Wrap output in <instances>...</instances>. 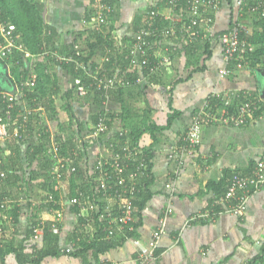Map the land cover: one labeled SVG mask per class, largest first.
<instances>
[{
    "label": "crops",
    "instance_id": "obj_1",
    "mask_svg": "<svg viewBox=\"0 0 264 264\" xmlns=\"http://www.w3.org/2000/svg\"><path fill=\"white\" fill-rule=\"evenodd\" d=\"M41 1L44 4L42 15L45 23L55 29L56 46L73 43L76 36L86 29L80 21L89 9V0ZM110 2L112 14L107 22L113 33V43H129L131 37H134V28L138 26V31L146 18V25L158 32H153L147 38L150 42L148 59L155 65H152L150 73L143 72L147 64L131 65V56L127 52L126 57L131 66L128 65L127 69L134 68L137 80L131 86L133 89L128 92L132 93L131 96L121 99L127 101L128 98L132 106L137 108L133 107V115L150 111V118L156 125L165 126L168 114L174 110L179 113L170 125L155 133L154 138L149 131L140 136L139 147H151L152 151L150 159L153 179L148 185L150 197L142 208L135 211L129 228L119 237L122 239L120 243L110 247L101 259L107 260L109 264H264V182L256 184L255 176L257 167L264 158V24L255 20L256 17L250 12L238 15L234 0V3L231 0H219L218 8L209 11L213 21L209 24L200 23L195 28H198V34L192 35V30H188L187 0H180L173 11H169L161 0ZM152 9L157 11V16L148 15L147 12ZM167 15L168 19H165L164 16ZM235 17H240L246 26L248 32L244 38L254 46V50L226 63L219 35L228 29ZM158 19L169 24L164 27L154 26ZM165 28H174L175 31L165 34ZM84 35L86 37V34L82 36ZM206 42H209L210 56L203 54L197 69L188 63L187 48L195 43L198 46L196 50L201 52ZM26 58L42 59L38 55ZM13 65L10 60L0 61L2 90L16 91V84L22 74ZM224 66L230 72L221 75L219 69ZM58 69L55 67L57 75ZM144 84L147 86L142 90L141 86ZM50 92L52 99H47L52 102L55 111L50 109L48 103L42 104L45 123L54 132L78 129L77 120L76 123L72 121L71 124L61 125L68 121L62 120L66 111L62 112L55 106L57 92L53 88ZM226 94L232 97L234 104L247 99L255 101L259 108L253 114V119L241 126L204 121L203 112L208 107L219 105L220 98ZM114 100L116 102L113 106H118L117 111H121V100L117 97ZM90 114H83L85 118L89 115L88 120H84L88 129L84 126L83 132L91 127ZM196 117L202 120L200 145L190 155L170 158L169 149L181 144ZM120 126L117 119L111 131ZM103 141L104 138H98L91 146L85 147V153L79 161L81 168L91 167L98 156L107 154ZM235 174L246 180L241 193L247 190V208L242 216L228 213L226 202H217L224 196L228 183ZM32 180L29 186H22V181L17 180L15 186L10 187V195H6L9 200L8 208H11L16 219L9 215L11 217L8 223H4L0 236L2 234L3 243H10L12 247L23 246L28 242L26 235L32 222L31 207L42 203V193L46 194L40 184L42 176ZM209 183H222L224 191L217 192L209 188ZM57 187L64 199L63 217L59 223L60 229L57 230L60 233V250L71 251L79 247H76L79 237L73 240L77 235L83 234L88 237V241L97 235L91 232L92 236H87L89 230L74 212L69 211V177L61 179ZM166 208L170 212L165 223V233L153 248V256L145 261L143 256L149 252L151 234L159 226ZM39 215L41 220H52L54 216L53 212L45 209ZM72 231L75 232L73 236ZM28 251L30 249L25 247L24 252ZM0 264L36 263L19 262L12 251L6 253L3 260L0 259ZM39 264L95 263L90 255L83 258L59 255L44 257Z\"/></svg>",
    "mask_w": 264,
    "mask_h": 264
},
{
    "label": "trees",
    "instance_id": "obj_2",
    "mask_svg": "<svg viewBox=\"0 0 264 264\" xmlns=\"http://www.w3.org/2000/svg\"><path fill=\"white\" fill-rule=\"evenodd\" d=\"M110 1L111 0H101L102 3L108 7H111V10L105 12L104 14V19L106 22L97 25L95 29L92 28L93 26H90V29L86 28L82 30L81 33L76 36L73 43H68L62 47H59L55 44L54 27L45 23L44 21L42 15L44 4L41 0H0V20L4 21L6 26L11 25L13 27L12 33L16 44H21L25 51L33 55H38L44 51L47 52L45 56L42 57V59L36 58L38 60L33 65H29L28 58L25 59L23 52L18 50H14L8 58L0 59V61L4 62L5 60H10L12 65L14 64V67L20 69V73L24 77L28 76L30 72H35L37 76L34 87L31 90H27L25 96L18 97L16 99L18 106L13 113L15 117L17 109L22 107L24 102L30 106L48 103L49 107H51L50 109L53 110V112L55 111L52 102L49 101V99L45 102L44 97L49 96V92L52 87L57 86L58 88V75L55 71V67H58L59 69L67 72L69 75L68 80L70 85L64 92V97L67 99L66 103H63L61 106V108L64 109L68 115V121L66 120L67 123H63L61 125L65 126L69 123L71 124L72 121L77 120L79 123H77L78 129L71 130L69 132V137H71V135L74 133H78L79 136L83 138L84 134L86 133L83 132L84 126H86L88 129V125L85 123V121L76 119L75 113L72 110V106L69 103L70 100L74 99L75 97H79L84 103H90L91 105H94V112L90 114L92 121H90L91 127L89 130H93L94 126L98 122L99 117H104V123L108 130L99 134L100 136L98 138H104V148H108L110 152L115 153L121 151L124 140H129L131 145L139 147V138L144 132L149 131L151 136L154 138L155 133L162 131L165 127L170 125L172 120L179 112L174 110L172 113L168 114L165 126L156 125L150 118V111H144L142 115H133V106L129 99L126 98L127 101L121 99L122 97L131 96L132 93L126 92V89L132 85H135L137 80V73L135 70H133L134 68L131 70L127 69L129 64L126 54L133 42V36L131 37L130 42L126 43L125 45L124 43H113V33L107 22L108 17H110L112 14V2ZM234 2L231 0V3ZM89 3V9L88 11H85L83 20L90 23L89 25H91V21H93V19L96 20L97 18L98 8L95 7V0H89ZM252 16L256 17L255 20H258L264 24L263 19L258 17L256 14H252ZM159 21V23L155 21L153 25L164 27L169 24L168 22H162V20ZM134 29L135 30L133 33L135 34L138 26H136ZM83 34H86L87 39L85 42H82L84 45H80L79 41ZM194 44L195 43L192 45L190 44L191 46L189 45L186 55L188 58V63L198 69L200 67L199 64L201 56L203 54H206L207 57L210 56L211 50L209 48V42L203 44L201 52L196 50V47L198 46ZM74 45L79 46L78 50L80 53H77V49L74 47ZM100 51L106 56L105 60L101 63H99L101 58L98 60L95 59L96 53ZM63 57L64 59H62ZM77 61H82L85 65V68L82 69L81 66H78ZM152 65H154L152 62L149 65H146L143 72L145 74L150 73V69L152 70ZM201 69H203V66H201ZM101 74H106V77H112L113 75L117 74L116 76L121 80L130 81L131 84L122 82L120 80L112 84V86L106 88L98 87L97 83L95 82L96 80L93 77L95 75L101 76ZM76 78L80 79L78 84L75 83ZM146 86L147 85L144 84L141 86V89L143 90V88ZM78 87L84 89V92L78 93ZM54 89L56 90V88H53V90ZM116 97L121 100V111H117V106L116 108L113 106V103L116 102L114 100ZM0 108L3 107L0 105ZM32 119L37 120L38 117L33 116ZM117 119H119V122L121 123L120 128L127 130L126 134L120 135L119 131L117 130L112 134H110V132L108 133V131L116 124ZM39 130L40 129L36 130V128H33V126L29 125L28 133L23 134L21 138L17 136H9L6 139H0V171H4V176L0 178V190L3 195H10L9 191L12 189L10 187L15 186L17 180L22 181V186H29L31 185L33 178L42 176L43 180L40 183L43 187L42 189L46 193L51 192L54 196V200L56 201L63 199L59 193V190L54 188L56 185V180L53 178V174L51 173L52 161L46 152L47 145L49 143V135L44 134L43 137L35 138V132ZM68 141H70V139ZM67 142L62 146V154H67V151L69 150V144ZM199 145H197V148ZM84 150L81 152V155L85 153ZM141 150L146 155L149 162L147 167L149 175L141 178L139 181L138 192L136 193L137 197L135 200H133L134 213L138 208H142L145 202L149 199L150 191L148 189V185L153 179L150 159L152 157L151 147H143ZM90 168L91 167H85L84 169L83 167L81 168L80 164H78L76 171L69 176V182L71 186L68 193L69 198L76 195L75 190L77 187L83 189V191L87 194L91 192L90 190L93 186H95V183H92L93 176H88ZM133 169L134 166L132 163H130L127 170ZM207 186L217 192L224 191L222 183H217L215 185L213 183H209ZM102 205L103 204L101 203L100 206L102 207ZM68 206L69 211L74 212L76 215L78 212L77 208L75 206ZM50 207H57V205H52V203L46 205L40 203L39 205L31 207L32 222L26 235L28 242H25L23 246L12 247L10 243H3L1 234V260L4 259V255L6 253L13 251L16 254L19 262L21 261L39 264V262L47 256L57 257L59 255H68L83 258L86 255H90L95 264H101V256L110 247L119 244L120 240H122L119 237L106 239V231L104 228L106 222H101L99 220L98 213H92V223L95 228V235L97 236H95L93 240L88 241V237L83 236V234L77 235L73 240H77L76 238L79 237V240L76 241V247H79L74 248L71 251L60 250V233L57 232V230H52L50 220H45L42 222L39 215L43 209L49 210ZM10 210L11 208H8L4 211V213L7 215V217H11L13 215L16 219V215L12 214V211ZM77 219L83 224V217H77ZM0 221L4 223L5 220L2 219ZM59 225L60 224H58V230L60 229ZM34 227H41L43 229V235L41 236V246H37L36 243L30 242L34 234ZM3 230L4 228H2L0 231ZM74 234L75 232L72 231L71 236ZM86 234L89 236L90 232ZM25 247L29 248L30 251L24 252ZM262 251L264 253V246Z\"/></svg>",
    "mask_w": 264,
    "mask_h": 264
},
{
    "label": "built area",
    "instance_id": "obj_3",
    "mask_svg": "<svg viewBox=\"0 0 264 264\" xmlns=\"http://www.w3.org/2000/svg\"><path fill=\"white\" fill-rule=\"evenodd\" d=\"M180 0H161L169 11L175 10ZM188 3V30L191 29V34H198V28L196 26L200 23L209 24L213 20L209 16V11L218 8L219 0H187ZM95 6L97 9V18L91 21L90 26H97L106 22L104 19L105 12L111 10L101 0H96ZM236 10L238 15L242 16L245 12L256 14L260 18H264V0H235ZM106 10V11H104ZM149 16H157L156 10L152 9L147 12ZM168 19V15L164 16ZM147 20V18H146ZM144 22L143 26L134 34L133 42L130 46L128 55L131 56V65H144L150 64L148 59V49L150 42L148 37L155 32L150 26H147V22ZM232 24L228 29L219 35V41L221 43L223 59L226 63L235 60L239 56H243L246 52H252L254 46L248 44L244 35L248 32L246 26L240 20V17L232 19ZM158 30V28H157ZM13 27L11 25L6 26L5 22L0 20V59L8 58L14 50L23 52L24 57H34L37 55L30 54L25 51L21 44H16L13 37ZM165 34L173 33L174 28L163 29ZM79 52V46L74 45ZM47 52L44 51L38 56H45ZM64 59V57L62 58ZM78 62V61H77ZM84 69L85 65L82 61L77 63ZM129 67H131L129 65ZM155 67V65H153ZM230 71L224 66L219 69V74L226 75ZM106 74L101 76H94L98 87H109L112 84L120 81L121 79L116 75L112 77H106ZM36 73L30 72L28 76H22L16 84V91L9 92L0 89V139H6L9 136L22 137L23 134H27L29 131V125L33 128L40 129L35 132V138L43 137L44 134L49 135V143L47 145V155L51 158L52 167L51 173L56 180L55 189H58L57 184L63 177H69L76 171V167L79 164L81 152L86 149V146H91L95 143L100 136L99 134L106 132L107 126L104 123V117H99L98 122L94 126L93 130H88L83 138L78 133H74L69 137V132L57 131L54 132L50 126L44 121L43 105H28L24 102L23 106L16 111V117L13 115L14 110L18 104L16 99L21 96H25L27 90H31L36 82ZM79 78H76L75 83H79ZM130 83V81H124ZM81 87H78V93ZM258 105L255 101L244 100L238 104H234L232 97L228 94L220 98V104L214 107H208L203 113L204 121L220 122L223 124H230L232 126H241L247 121H251L253 114L258 110ZM33 116L38 119H32ZM201 122L198 117L191 123L185 136L182 139L181 144L176 148L169 149V157L177 156L181 158L183 154H192L197 145L201 143ZM76 128V126H75ZM120 135L126 134L127 130L123 128L116 129ZM114 131L111 129L108 131L112 134ZM107 134V133H106ZM70 139V141H68ZM68 141V142H67ZM69 144V150L67 154H62L61 149L65 143ZM112 146V145H111ZM138 146L131 145L129 140H124L121 151L112 153L107 148L106 155L98 156L91 168L89 169L88 176H93V182L95 186L91 188L90 193H86L80 187H77L76 195L67 200L68 205L75 206L78 210L77 217H83V225L90 232V236L95 233V228L92 223V213H98L99 220L106 222L104 226L106 239L118 238L124 235L125 231L129 228V223L134 217L133 200L136 199V193L138 192V184L141 178L148 176V159L146 155ZM175 153H178L176 155ZM77 162V163H76ZM130 163L133 164V170H127ZM93 168V169H92ZM4 176V171H0V178ZM256 184H262L264 182V158L260 161L257 172ZM91 183V184H92ZM246 186V180L240 175L235 174L231 181L228 183L227 190L224 196L217 200V202H226V211L235 216H242L247 208V190L241 193V189ZM57 205V207H50L49 212H53L54 216L51 221L52 230H58V224L63 217L64 201L54 200V196L51 192L46 193L42 204ZM103 204L102 207L100 204ZM9 207V200L7 196L3 195L0 190V220L4 219L7 223L10 217L4 213ZM169 209L166 208L163 211V215L159 222V226L152 232L150 241L148 243L149 252L143 259L148 261L153 256V248L156 247L158 240L165 233V223L169 215ZM4 221V223H6ZM45 220H42V222ZM49 221V220H48ZM4 223L0 221V230L3 228ZM33 237L31 242L36 243L37 246H41V236L43 235V229L41 227L33 228ZM92 232V234H91ZM69 251V249L67 250ZM101 264H109L107 260H102Z\"/></svg>",
    "mask_w": 264,
    "mask_h": 264
},
{
    "label": "rangeland",
    "instance_id": "obj_4",
    "mask_svg": "<svg viewBox=\"0 0 264 264\" xmlns=\"http://www.w3.org/2000/svg\"><path fill=\"white\" fill-rule=\"evenodd\" d=\"M81 19V18H80ZM91 21V20H90ZM80 22H82V23H84V26L87 28V29H90L91 27H90V23H88V22H86V21H84L83 20V18H82V20L80 21ZM95 27L96 26H93L92 28H94L95 29ZM86 39H87V37H85V35L84 36H82V38L80 39V45H84V43L82 44V42L84 41H86ZM103 59V60H105V55H103L102 53H101V51L100 52H97L96 53V56H95V59ZM99 60V63H101V62H103V60ZM29 60V65L31 64V65H33L38 59H36V58H30V59H28ZM101 65V64H100ZM99 65V66H100ZM58 72H59V74H58V88H57V86L56 87H52V88H56V90L54 89V91H56L57 93H56V99H57V105H55L56 107H58L62 112H64V109H62L61 108V105L63 104V103H66V98L64 97V92L68 89V87L70 86L69 85V75L67 74V72H65L64 70H59L58 69ZM131 87V86H130ZM127 88L126 89V92H129L130 90H132L133 88L131 87V88ZM137 87V86H136ZM80 91H82V92H84V89H82V88H80ZM134 92H136V88H134ZM50 93V95L49 96H47V97H44V101L46 102L48 99L47 98H51L52 99V97H51V95H52V93L51 92H49ZM65 98V99H64ZM41 102H43V101H41ZM69 103L71 104V106H72V110H73V112L75 113V116H76V119H79V120H85V119H87L88 120V116H86V118L83 116V114H84V112H88L89 114L90 113H92V112H94L93 111V109H94V105H91L90 103L88 104V105H83V101H81V99L79 98V97H75L74 99H72V100H70L69 101ZM117 105V104H116ZM134 107V106H133ZM117 108H118V106H117ZM135 108V107H134ZM91 109V110H90ZM135 109H137V108H135ZM56 114H57V112H56ZM68 115L65 113L64 114V118L62 119V120H65V119H67L68 117H67ZM90 121V120H89ZM67 123V122H66ZM65 123V124H66ZM44 195H45V193H44ZM43 195V193H42V196H44ZM42 198H40V200H41Z\"/></svg>",
    "mask_w": 264,
    "mask_h": 264
},
{
    "label": "water",
    "instance_id": "obj_5",
    "mask_svg": "<svg viewBox=\"0 0 264 264\" xmlns=\"http://www.w3.org/2000/svg\"><path fill=\"white\" fill-rule=\"evenodd\" d=\"M1 75V74H0Z\"/></svg>",
    "mask_w": 264,
    "mask_h": 264
}]
</instances>
